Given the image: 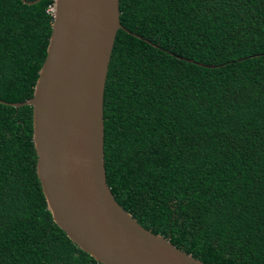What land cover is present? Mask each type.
<instances>
[{"label":"trees","instance_id":"trees-1","mask_svg":"<svg viewBox=\"0 0 264 264\" xmlns=\"http://www.w3.org/2000/svg\"><path fill=\"white\" fill-rule=\"evenodd\" d=\"M32 1V0H26ZM53 0H0V264H101L52 221L32 95ZM102 93L114 200L203 264H264V0H118Z\"/></svg>","mask_w":264,"mask_h":264},{"label":"water","instance_id":"water-1","mask_svg":"<svg viewBox=\"0 0 264 264\" xmlns=\"http://www.w3.org/2000/svg\"><path fill=\"white\" fill-rule=\"evenodd\" d=\"M51 12L32 95L6 104L31 107L35 174L52 221L101 264H203L139 225L105 181L102 93L116 31L125 30L118 0H53Z\"/></svg>","mask_w":264,"mask_h":264},{"label":"built area","instance_id":"built-area-1","mask_svg":"<svg viewBox=\"0 0 264 264\" xmlns=\"http://www.w3.org/2000/svg\"><path fill=\"white\" fill-rule=\"evenodd\" d=\"M47 11H48V12H51V7H49V8L47 9Z\"/></svg>","mask_w":264,"mask_h":264},{"label":"clouds","instance_id":"clouds-1","mask_svg":"<svg viewBox=\"0 0 264 264\" xmlns=\"http://www.w3.org/2000/svg\"><path fill=\"white\" fill-rule=\"evenodd\" d=\"M51 14H52V12H51Z\"/></svg>","mask_w":264,"mask_h":264}]
</instances>
